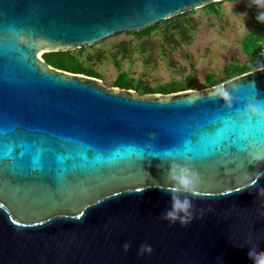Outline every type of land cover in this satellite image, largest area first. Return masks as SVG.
Here are the masks:
<instances>
[{
  "label": "water",
  "instance_id": "95a60500",
  "mask_svg": "<svg viewBox=\"0 0 264 264\" xmlns=\"http://www.w3.org/2000/svg\"><path fill=\"white\" fill-rule=\"evenodd\" d=\"M221 1L0 0V264H253L264 111L241 117L248 100L264 102V67L204 91L141 95L39 57ZM173 162L199 179L198 195L175 194L192 201L187 226L161 220Z\"/></svg>",
  "mask_w": 264,
  "mask_h": 264
},
{
  "label": "rangeland",
  "instance_id": "374dc122",
  "mask_svg": "<svg viewBox=\"0 0 264 264\" xmlns=\"http://www.w3.org/2000/svg\"><path fill=\"white\" fill-rule=\"evenodd\" d=\"M251 8L249 0H224L218 5V14H207L201 8L195 9L192 19L197 27L189 44L168 49L165 54L159 51L163 46L160 37L153 38L150 66L144 67L138 57L132 62H123L120 68H116L109 60L97 63L93 68L102 74L103 79L100 81L107 87H112L120 72L135 79H143L152 86L182 82L187 75L192 74L194 88L183 92L207 90V75L213 73L220 77L224 65L248 62L240 47V41L253 29L250 22ZM127 34L116 33L94 45L82 47V55L106 52L119 42L131 40L132 36ZM78 50H72L71 53L76 54ZM48 58L58 60L59 57Z\"/></svg>",
  "mask_w": 264,
  "mask_h": 264
},
{
  "label": "trees",
  "instance_id": "16d2710c",
  "mask_svg": "<svg viewBox=\"0 0 264 264\" xmlns=\"http://www.w3.org/2000/svg\"><path fill=\"white\" fill-rule=\"evenodd\" d=\"M221 2L211 3L201 9L207 14H218V5ZM194 11H188L179 14L170 19H166L156 23L146 29L128 33L132 38L129 41L119 42L106 52L97 53L94 55H82L83 49L80 48L76 54L70 52H53L45 53L42 59L52 68L62 70L74 74H82L88 77H93L99 80L103 79L102 74L94 70L93 65L101 61H111L116 68H120L125 61H134L135 58H140L144 67L152 64L151 55L154 46L153 38L161 39L163 46L160 47V52L167 53L168 49H176L181 44H189L192 41L193 34L196 32L197 25L192 14ZM255 13L258 14L255 7L251 8L250 22L252 30L244 35L240 41L242 52L246 56L248 62L246 64L224 65L222 75L220 77L211 73L206 76L205 87L212 88L223 83L231 81L243 74L255 71L264 67V58L257 55L258 48L264 40V24L258 23ZM49 56L61 57L58 60H51ZM71 61V62H69ZM126 79V80H124ZM112 87L120 89L133 90L138 94H162L182 92L194 88L193 75H187L182 82H170L166 85L152 86L143 79H135L120 72L119 77L115 79Z\"/></svg>",
  "mask_w": 264,
  "mask_h": 264
},
{
  "label": "clouds",
  "instance_id": "9594fccd",
  "mask_svg": "<svg viewBox=\"0 0 264 264\" xmlns=\"http://www.w3.org/2000/svg\"><path fill=\"white\" fill-rule=\"evenodd\" d=\"M249 5L257 9L256 20L258 23L264 24V0H249ZM244 16V15H241ZM245 17V16H244ZM254 86V82L252 84ZM238 86H233L232 90ZM223 100L226 108H231L234 97L231 91L225 88L218 90L216 94ZM264 102L253 98L248 100L243 105L242 119L247 118L251 120L253 116L259 115L264 111L262 109ZM259 157L260 154L258 153ZM170 179L172 181L169 191L173 193L171 197V207L167 210L161 220L168 222L169 226L179 223L181 226H187L193 220V204L188 198L181 199L176 193H191L193 196L198 195L199 179L197 173L187 164H178L173 162L170 165ZM122 248L127 252L130 244L124 243ZM153 249L149 244L140 245L137 250L138 255H150ZM248 255L253 259V264H264V250L260 248L258 242L251 244L247 248Z\"/></svg>",
  "mask_w": 264,
  "mask_h": 264
},
{
  "label": "built area",
  "instance_id": "2783aa9c",
  "mask_svg": "<svg viewBox=\"0 0 264 264\" xmlns=\"http://www.w3.org/2000/svg\"><path fill=\"white\" fill-rule=\"evenodd\" d=\"M257 55L261 58H264V40L262 41V43L260 44L258 48Z\"/></svg>",
  "mask_w": 264,
  "mask_h": 264
},
{
  "label": "snow or ice",
  "instance_id": "6c2138e0",
  "mask_svg": "<svg viewBox=\"0 0 264 264\" xmlns=\"http://www.w3.org/2000/svg\"><path fill=\"white\" fill-rule=\"evenodd\" d=\"M222 126H223V121H220V122L214 124V125H213V128H214L215 130H219V128H221Z\"/></svg>",
  "mask_w": 264,
  "mask_h": 264
},
{
  "label": "bare ground",
  "instance_id": "6f19581e",
  "mask_svg": "<svg viewBox=\"0 0 264 264\" xmlns=\"http://www.w3.org/2000/svg\"><path fill=\"white\" fill-rule=\"evenodd\" d=\"M39 57H41V54H39Z\"/></svg>",
  "mask_w": 264,
  "mask_h": 264
}]
</instances>
